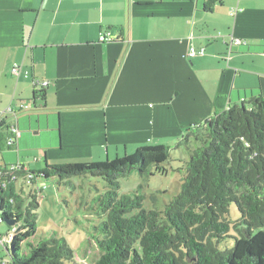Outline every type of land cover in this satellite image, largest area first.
I'll list each match as a JSON object with an SVG mask.
<instances>
[{
  "label": "crops",
  "instance_id": "crops-1",
  "mask_svg": "<svg viewBox=\"0 0 264 264\" xmlns=\"http://www.w3.org/2000/svg\"><path fill=\"white\" fill-rule=\"evenodd\" d=\"M210 1L0 0V120L20 129L18 151L35 153H6L0 166L39 172L169 146L264 97V0H214L207 11ZM232 38L246 45L228 60ZM192 48L206 54L189 59ZM18 64L30 78L13 76ZM35 94L37 110L6 113Z\"/></svg>",
  "mask_w": 264,
  "mask_h": 264
},
{
  "label": "trees",
  "instance_id": "trees-1",
  "mask_svg": "<svg viewBox=\"0 0 264 264\" xmlns=\"http://www.w3.org/2000/svg\"><path fill=\"white\" fill-rule=\"evenodd\" d=\"M216 2L210 1L206 10L212 11ZM39 98L44 103L45 92ZM36 100L37 94L34 110ZM12 126L8 119L0 120V155L18 151L20 137ZM181 148L189 153L183 160L184 180L164 211L147 210L144 197L119 191L120 181L135 172L166 175L172 161L166 145L142 146L132 155L105 162L56 164L39 172L4 163L0 224L14 225H9L13 237L4 243L8 255L0 264H84L65 239L33 240L39 186L51 178L67 184L73 177L106 183V194L97 199L104 219L94 227L95 244H90L99 253L95 264H264V97L234 104L188 128L177 142L176 149ZM233 204L240 214L235 224L228 219ZM235 232L240 237L232 236ZM229 238L235 239L234 247L220 250Z\"/></svg>",
  "mask_w": 264,
  "mask_h": 264
},
{
  "label": "rangeland",
  "instance_id": "rangeland-1",
  "mask_svg": "<svg viewBox=\"0 0 264 264\" xmlns=\"http://www.w3.org/2000/svg\"><path fill=\"white\" fill-rule=\"evenodd\" d=\"M31 107V111H34L33 104H31ZM31 111H26V113ZM176 146L177 142L169 145L172 161L166 165L168 170L166 175L142 176L135 172L120 181L121 188L119 193L129 196L141 195L144 197L145 209L164 211L166 205L181 190L185 174L183 160L189 159L188 151L185 148L177 150ZM18 152L26 162L34 161L33 156L35 153L28 150ZM15 155V152L11 153L9 159H15ZM0 162H2L1 155ZM43 182L47 188L43 194L45 198L40 199L38 229L33 239L34 242L39 243L52 237L65 239L79 260L84 262V264L85 262L87 264H95L99 253L90 244H95L92 239L95 233L94 227L99 225L104 219L101 218L102 214L99 212L97 199L107 192L105 181L101 178L73 177L69 182H66L67 184H59L60 180L56 178L46 179ZM228 219L233 224L240 219V214L234 204L230 208ZM11 232L8 224H0V236L2 239L7 240V236L13 234ZM232 236L240 237V234L235 232L232 233ZM234 245L235 239L229 238L219 246V249L224 251L233 248ZM7 255L5 246L0 240V258H4Z\"/></svg>",
  "mask_w": 264,
  "mask_h": 264
},
{
  "label": "built area",
  "instance_id": "built-area-1",
  "mask_svg": "<svg viewBox=\"0 0 264 264\" xmlns=\"http://www.w3.org/2000/svg\"><path fill=\"white\" fill-rule=\"evenodd\" d=\"M107 40H111V38H109L108 36H103L101 38V41L102 42H105ZM242 45H246V42L241 40V39H236V38H232L231 39V42L229 43L228 45V52H227V59L230 60L231 58V55L233 53V49L235 47H239V46H242ZM206 54V50L204 48L200 49V50H196L195 48H192L189 53H188V57L189 59H194L198 56H203ZM12 74L15 78L17 79H20L21 77H25V78H30V72L29 71H26L22 65H15L13 68H12ZM37 85H40L42 88H46L49 86V83L48 82H44V83H41V82H37ZM31 109V105H27V104H21L20 107H19V111L17 112L14 107L12 106H9L6 110V113L7 114H17V113H21V112H24V111H29ZM11 130L12 132L14 133V135L20 137L21 136V133H20V130L17 126H12L11 127ZM11 143H14V141H11ZM18 168H21V165L18 166ZM39 190L41 192V198H45L44 197V191L46 190V186H43V185H40L39 186ZM13 237V234L10 235L9 237H7V240H11ZM6 240V241H7Z\"/></svg>",
  "mask_w": 264,
  "mask_h": 264
},
{
  "label": "water",
  "instance_id": "water-1",
  "mask_svg": "<svg viewBox=\"0 0 264 264\" xmlns=\"http://www.w3.org/2000/svg\"><path fill=\"white\" fill-rule=\"evenodd\" d=\"M9 225H11V226H12V225H14V223H13V222H11V223H9Z\"/></svg>",
  "mask_w": 264,
  "mask_h": 264
}]
</instances>
